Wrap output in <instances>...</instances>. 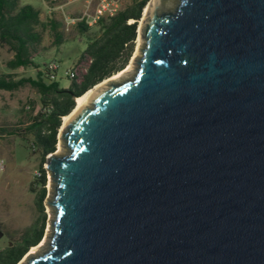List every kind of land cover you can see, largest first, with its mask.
<instances>
[{
  "label": "water",
  "instance_id": "1",
  "mask_svg": "<svg viewBox=\"0 0 264 264\" xmlns=\"http://www.w3.org/2000/svg\"><path fill=\"white\" fill-rule=\"evenodd\" d=\"M164 3L133 77L59 129L48 243L24 264H264V0Z\"/></svg>",
  "mask_w": 264,
  "mask_h": 264
},
{
  "label": "trees",
  "instance_id": "2",
  "mask_svg": "<svg viewBox=\"0 0 264 264\" xmlns=\"http://www.w3.org/2000/svg\"><path fill=\"white\" fill-rule=\"evenodd\" d=\"M49 1V0H45ZM149 0H125L118 13L103 18L93 35H87V45L73 63L68 76L70 84L61 88L57 79L50 78L45 65L37 72L35 79L13 81L0 77V90L15 91L23 84H29L40 96V109L29 116L19 127L0 128V135H15L30 144L39 155V183L35 204L40 214L29 227L0 249V264H17L32 246H36L44 235V208L46 196V170L42 164L49 154L54 153L62 118L75 107V99L98 83L120 72L129 62L137 37L138 22ZM62 19L55 14L41 20V11L29 5H20L19 0H0V47L7 48L13 56L7 62L9 69L28 68L36 65L40 54L42 33L49 29L54 44L64 40ZM79 34H88L90 28L78 23ZM38 67H40L38 65ZM33 190V189H32Z\"/></svg>",
  "mask_w": 264,
  "mask_h": 264
},
{
  "label": "rangeland",
  "instance_id": "3",
  "mask_svg": "<svg viewBox=\"0 0 264 264\" xmlns=\"http://www.w3.org/2000/svg\"><path fill=\"white\" fill-rule=\"evenodd\" d=\"M50 1V0H49ZM49 1L45 0H19L20 5H29L36 10L41 11V20L55 14L57 18L62 19L59 10H55L52 14H47V5ZM70 3L68 4V2ZM125 0H121V2ZM177 0H168L164 3L166 9H172ZM58 5H64L63 12L67 15L77 17L81 13L82 0H58ZM144 11L142 12L143 19ZM140 19V20H141ZM140 20L138 27L140 26ZM137 27V30H138ZM97 31V27L91 28L88 34L81 35L75 29L70 27L68 30L63 26L64 42L61 45L54 44L52 32L47 28L43 31L40 42V54L35 59L36 65L28 68H17L11 70L7 66V62L12 58L13 54L7 48L0 47V77H5L13 81L21 79H35L39 69L45 65L54 63L56 68V79L61 88H67L70 84L67 73L71 70L73 63L83 52L87 45V35H93ZM140 37L137 34L134 44L132 56L127 65L133 61V69L129 73L117 76L121 71L125 70L127 65L117 74L104 80L108 84L110 82L120 83L133 77L136 71L135 61L140 57L134 58L137 48V40ZM141 48L143 43L141 42ZM38 65L40 67H38ZM102 81V82H104ZM101 83V82H100ZM40 109V96L38 92L29 84H23L15 91L0 90V128L12 129L20 126L25 119L34 115ZM58 146L60 148H58ZM56 155H63L66 150L57 141ZM0 160L3 165L0 168V249L4 248L10 238L16 237L24 229L29 227L39 217V213L35 204L36 194L39 192L41 185L39 183V165L41 160L38 154L34 152L29 143L15 135H0ZM45 169V163L42 164ZM53 184L49 180L46 171V196L43 201L44 208V235L41 241L43 245L39 246L33 255L40 254L48 243L50 232V221L53 220V210L46 201L52 197L51 188ZM33 189V190H32ZM30 250L17 264H24L26 257L30 256Z\"/></svg>",
  "mask_w": 264,
  "mask_h": 264
},
{
  "label": "built area",
  "instance_id": "4",
  "mask_svg": "<svg viewBox=\"0 0 264 264\" xmlns=\"http://www.w3.org/2000/svg\"><path fill=\"white\" fill-rule=\"evenodd\" d=\"M58 0H50L45 11L48 15L55 10H59L62 14V22L66 30L70 27H75L78 23H83L88 28H95L98 26L103 18H110L115 16L121 8V0H82L81 13L77 17L67 15L63 12L64 5H58ZM70 1L68 2V4ZM50 71V78H56V68L54 63L47 65ZM71 76V72L67 73ZM3 165V160H0V168Z\"/></svg>",
  "mask_w": 264,
  "mask_h": 264
},
{
  "label": "bare ground",
  "instance_id": "5",
  "mask_svg": "<svg viewBox=\"0 0 264 264\" xmlns=\"http://www.w3.org/2000/svg\"><path fill=\"white\" fill-rule=\"evenodd\" d=\"M168 0H164V2H167ZM144 13L146 11V8L143 10ZM140 36V35H139ZM137 48H136V52L134 54V58L139 56V53H140V50H141V38L138 37V40H137ZM133 61L130 62L126 69L121 71L117 76H114L113 78H111L110 80L112 79H116L119 75L121 74H124V73H129L132 69H133ZM107 81H104V82H101V83H98L97 85L93 86L91 89H89L88 91H86L84 94H82L81 96L77 97L75 99V107L74 109L66 116H64L62 118V125L60 127V129H63L64 125H66V123L71 119V117L77 112V110L81 107V106H84V107H88L90 105L91 102H89V99L91 97V95L93 93H95L99 88H101L102 86L105 85ZM58 148H60L58 146ZM44 241H42L39 246L43 245ZM39 246H35V247H32L31 250H30V254H33L37 251L38 247Z\"/></svg>",
  "mask_w": 264,
  "mask_h": 264
}]
</instances>
